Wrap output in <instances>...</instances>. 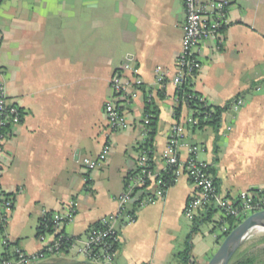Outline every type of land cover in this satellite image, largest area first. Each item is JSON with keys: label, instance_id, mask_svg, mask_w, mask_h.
<instances>
[{"label": "crops", "instance_id": "obj_1", "mask_svg": "<svg viewBox=\"0 0 264 264\" xmlns=\"http://www.w3.org/2000/svg\"><path fill=\"white\" fill-rule=\"evenodd\" d=\"M184 21L183 0H0V81L22 112L0 153V184L12 198L0 233L18 249L31 255L41 248L36 228L43 210L72 205L73 222L63 229L77 237L117 212L143 151L147 95L159 108L151 145L157 172L165 165L162 153L170 128L179 123L184 134L179 157L185 160L188 146H198L197 158L211 167L221 195L264 190V0H232L220 36L195 49L201 67L191 78L192 90L209 105L229 103L219 135L209 126L193 127L186 104L176 119L175 86L169 79L163 86L154 84L157 66L170 73L176 69ZM115 74L131 85L129 91L136 89L137 77L142 81L129 103L112 94ZM236 98L243 103L233 109ZM110 100L120 107L126 129H108L104 105ZM105 141L110 144L106 159L87 170L82 157H95ZM154 190L153 185L135 189L125 205L135 219L117 225L112 264H174L184 248L191 229L184 208L195 186L181 175L163 197L150 202ZM26 229H34V237L21 241ZM210 231L212 239L198 261L202 264L222 240L217 230ZM196 240L204 239L192 238V248ZM3 249L0 241V253ZM68 252L28 264H100L69 259Z\"/></svg>", "mask_w": 264, "mask_h": 264}, {"label": "built area", "instance_id": "obj_2", "mask_svg": "<svg viewBox=\"0 0 264 264\" xmlns=\"http://www.w3.org/2000/svg\"><path fill=\"white\" fill-rule=\"evenodd\" d=\"M231 4L232 0H183L185 21L181 48L176 59V69L174 73H170L157 66L155 68L154 84L163 86L169 79L175 88L179 89L185 81L193 77L201 67V60L195 49L208 39L220 36L223 28L228 23V12ZM216 41V48L218 49L221 40L217 38ZM134 81L136 89L129 91L128 88L131 85L123 81L119 74L113 75L110 81V89L114 97L121 98L124 103H129L137 95L138 87L142 84L138 77ZM242 103V98H236L232 101L231 107L238 109ZM104 113L110 131L123 130L128 127V122L120 107L114 101L110 100L105 103ZM206 115L208 114L206 113ZM21 116V109L18 105L9 101L4 84L0 81V153L8 132L20 123ZM142 123L144 125V137H146L147 116L143 117ZM191 124H196V120L192 118ZM183 136L182 125L179 123L173 124L162 153L165 165L161 172L153 171L150 168L145 152L139 156L137 160L138 171L127 177L126 191L118 198L119 209L117 212L102 217L97 221L98 226H95L96 224L92 225L85 236H70L63 229L73 222L75 210L72 205L64 211L43 210L41 217L50 215L52 232L39 238L42 243L41 248L31 255L17 249L18 257L16 260H5L0 264L40 262L62 253L61 249L81 254L85 259L94 263L112 264L118 252L119 235L117 225L131 223L135 219L133 213H124L125 204L132 198L134 190L155 186L153 195L149 196L148 199V201L153 202L155 199L163 197L167 189V181L174 182L181 175H185L195 186V192L189 197L184 208V215L190 221L194 219L200 210L210 206L216 209L222 217L233 216L240 220L244 219L246 213L250 214L264 209V197L254 195L248 191H242L235 197L221 195L212 175L208 171L207 163L197 158L198 146H188V156L185 160H181L178 146ZM109 150L110 144L105 141L95 157H82L80 163L87 170H93L106 159ZM1 170L2 159L0 156V173ZM147 182H150L149 185H146ZM11 208L12 199L0 184V230L4 228ZM219 222L216 233L217 236L223 238L227 226L222 219ZM6 241V237L2 238L4 244Z\"/></svg>", "mask_w": 264, "mask_h": 264}, {"label": "trees", "instance_id": "obj_3", "mask_svg": "<svg viewBox=\"0 0 264 264\" xmlns=\"http://www.w3.org/2000/svg\"><path fill=\"white\" fill-rule=\"evenodd\" d=\"M1 40H2V36H1ZM1 40H0V43H1ZM190 82H191V79H188L179 87V89L178 88L176 89L177 106L174 109L175 118L176 119L179 118L180 106L182 104H186L192 111V118L196 120V124H191L193 127L202 129L206 126H209L212 128L213 132L216 135H219L221 122H222L221 116L228 109L229 103L226 102L222 106H213V105L207 104L203 98L200 99L201 96L198 93L192 90ZM142 85L143 84H141L138 89H140ZM157 94L159 95V97H161L162 89L157 90ZM206 113L208 115H206ZM144 116H147L148 123L145 126L147 135L144 138V143L142 144V147H143L142 153L145 152V154L148 157V162L150 163V168L153 171H156L153 167V160H152L153 151H152L151 145H152L155 133H156V125H157V121L159 117V108L157 104L155 103V101L153 100V97H151V95H147L145 97ZM214 152L215 154L217 153L216 147H214ZM216 160H217V157L215 156L214 161ZM207 167H208L209 173L211 174L212 172L211 167L209 165H207ZM137 171L138 170H135L132 173H135ZM213 180L217 187L216 179L213 178ZM149 183L150 182H147L146 185H149ZM172 183H173L172 181H167V187L170 186ZM253 193L254 195L264 197V190H257V191L255 190L253 191ZM8 196L10 195L8 194ZM127 203H130V202H127ZM127 203L125 205H127ZM126 210L127 209L125 206L124 213H131V212H127ZM216 213H218L217 210L210 206L204 210H200L197 213V215L194 217V219L191 221V229L188 235L186 236L184 248L180 252L176 253L175 255L176 258H179L181 264H202L192 258V254H191L192 238L198 232L199 226L204 222L210 221L213 215ZM248 214L249 213H246L244 215V218ZM220 219H222V221L227 226V230L225 231L224 236L241 221L240 219H237L233 216L222 217L218 213V218L214 221V227H213L214 229H215V226L217 227L220 224L219 222ZM95 224L93 225L98 226L97 222ZM51 229L52 227H51L50 215H47L45 217H40L38 219V225L36 228L37 238L39 239L41 236H43L46 233H51L52 232ZM1 231L2 230H0V232ZM0 234L2 238L6 237L2 233ZM263 241H264V237L259 239L260 243H262ZM16 243L17 242H10L8 240L6 241L5 244L3 243L4 249L2 253H0V263L5 260H16L17 259L18 256H17L16 250L18 249V247ZM61 250H62V253L66 252L65 249H61ZM261 250L264 251V248ZM24 264H28V263H24ZM228 264H264V259L260 258V256L257 253L248 252L246 247H239L236 250V252L233 254V256L231 257V259L229 260Z\"/></svg>", "mask_w": 264, "mask_h": 264}, {"label": "rangeland", "instance_id": "obj_4", "mask_svg": "<svg viewBox=\"0 0 264 264\" xmlns=\"http://www.w3.org/2000/svg\"><path fill=\"white\" fill-rule=\"evenodd\" d=\"M218 218V213L214 214L212 219L210 221L204 222L199 226V230L198 232L194 235V237H196L198 239V237H200V239H204V240H196L195 244L196 246L194 248H192L191 250V254L195 256V260L199 261L200 259V255L203 253V251L205 250V246H206V241L212 239V234L210 229L214 227V221ZM254 229V228H253ZM251 230L249 236L245 239V241L243 242V244L240 247H246L248 252L251 253H257L260 258L264 259V251H262L261 249L264 248V241L262 243L259 242V239L264 237V232L263 230ZM217 230V227L215 226V231ZM197 235V236H196ZM21 241L22 240H26L27 238H32L34 237V229L32 230H28L26 229L25 232H23V234L21 235ZM193 237V239H194ZM0 241H2L1 239V235H0ZM205 241V242H204ZM66 257L69 259H76L77 261H83V255L81 254H75L74 252H68L66 253ZM43 264V263H40ZM174 264H181L179 258H175L174 259Z\"/></svg>", "mask_w": 264, "mask_h": 264}, {"label": "water", "instance_id": "obj_5", "mask_svg": "<svg viewBox=\"0 0 264 264\" xmlns=\"http://www.w3.org/2000/svg\"><path fill=\"white\" fill-rule=\"evenodd\" d=\"M262 224H264V209L248 214L222 238L206 264H228L233 254L249 236L250 231Z\"/></svg>", "mask_w": 264, "mask_h": 264}, {"label": "bare ground", "instance_id": "obj_6", "mask_svg": "<svg viewBox=\"0 0 264 264\" xmlns=\"http://www.w3.org/2000/svg\"><path fill=\"white\" fill-rule=\"evenodd\" d=\"M253 230H260V231L263 230V232H264V224L255 227Z\"/></svg>", "mask_w": 264, "mask_h": 264}]
</instances>
